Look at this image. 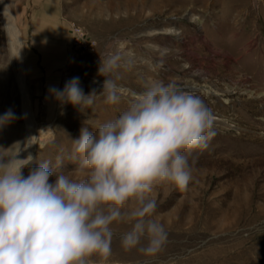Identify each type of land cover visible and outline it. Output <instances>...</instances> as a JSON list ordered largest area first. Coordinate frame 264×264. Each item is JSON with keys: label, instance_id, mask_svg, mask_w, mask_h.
<instances>
[{"label": "rangeland", "instance_id": "rangeland-1", "mask_svg": "<svg viewBox=\"0 0 264 264\" xmlns=\"http://www.w3.org/2000/svg\"><path fill=\"white\" fill-rule=\"evenodd\" d=\"M21 1L0 0V115L17 113L0 131L7 157L21 151L25 122L4 6L22 40L35 120L32 168L47 161L54 175L69 173L80 129L89 120H113L127 106V97L107 105L101 95L80 111L49 93L78 77L85 95L102 94L99 68L109 57H118V67L107 78L119 86L140 91L150 80L174 82L200 96L213 117L207 148L189 156L190 184L154 189L168 233L163 250L146 257L123 249L128 226L117 224L111 254L90 256L88 264H264V0H61L53 35L37 42L21 32ZM30 9L24 21L34 30ZM72 25L97 42L96 53L71 49ZM28 172L23 169L25 177Z\"/></svg>", "mask_w": 264, "mask_h": 264}, {"label": "clouds", "instance_id": "clouds-1", "mask_svg": "<svg viewBox=\"0 0 264 264\" xmlns=\"http://www.w3.org/2000/svg\"><path fill=\"white\" fill-rule=\"evenodd\" d=\"M117 62L115 56L101 61L100 95H85L78 77L62 90L49 88L58 102L80 111L101 95L107 105L127 97L115 119L89 120L80 129L72 140L76 166L69 173L54 175L47 161L32 168L31 155L0 156V264H88L93 255L107 258L117 224L128 226L120 236L125 250L151 257L167 244L154 189L183 190L190 184L189 156L207 148L213 117L200 96L174 82L150 80L140 91L119 86L106 75ZM16 118L11 109L5 111L0 129Z\"/></svg>", "mask_w": 264, "mask_h": 264}, {"label": "bare ground", "instance_id": "bare-ground-1", "mask_svg": "<svg viewBox=\"0 0 264 264\" xmlns=\"http://www.w3.org/2000/svg\"><path fill=\"white\" fill-rule=\"evenodd\" d=\"M4 15L6 20L7 33L9 36L10 51L15 65L14 68H16V85H18L21 95V116H23L25 122V135L22 142V148L21 151L17 154L18 156H16L18 159H26L35 147V120L31 107L28 89L25 82V73L22 56V40L18 34L15 24L13 23L9 15V9L7 6H4ZM12 84L13 83H11V85ZM5 89L7 88L5 87Z\"/></svg>", "mask_w": 264, "mask_h": 264}, {"label": "crops", "instance_id": "crops-1", "mask_svg": "<svg viewBox=\"0 0 264 264\" xmlns=\"http://www.w3.org/2000/svg\"><path fill=\"white\" fill-rule=\"evenodd\" d=\"M60 6L61 0H22L17 8V17L20 20L22 34L32 42L45 41L50 38L53 35L54 24L62 17ZM31 7L35 21L32 23L36 26L34 30H31L30 25L24 21V18L29 15ZM0 156L7 157L1 150Z\"/></svg>", "mask_w": 264, "mask_h": 264}, {"label": "built area", "instance_id": "built-area-1", "mask_svg": "<svg viewBox=\"0 0 264 264\" xmlns=\"http://www.w3.org/2000/svg\"><path fill=\"white\" fill-rule=\"evenodd\" d=\"M71 49L78 54H94L97 51V42L91 39L85 31L72 25L71 27Z\"/></svg>", "mask_w": 264, "mask_h": 264}]
</instances>
